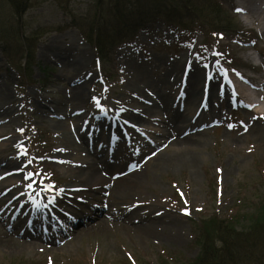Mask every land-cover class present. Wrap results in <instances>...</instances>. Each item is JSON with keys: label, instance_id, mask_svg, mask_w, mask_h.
Returning a JSON list of instances; mask_svg holds the SVG:
<instances>
[{"label": "rangeland", "instance_id": "obj_1", "mask_svg": "<svg viewBox=\"0 0 264 264\" xmlns=\"http://www.w3.org/2000/svg\"><path fill=\"white\" fill-rule=\"evenodd\" d=\"M124 1L127 0H119ZM218 1L221 19L230 16L242 31H250L255 42L253 49L250 42L247 44L242 38L226 36L217 39L209 34L208 44L203 49L204 59L199 58L196 49L202 41H207L203 40L202 34H187L186 38L180 39L177 33H170L159 23L151 29L136 28L138 23L150 20L149 13L124 15L126 23L116 31L122 19L114 14L117 12V1L113 5L114 0H0V35L4 36H0V45L2 41L14 43L16 49L11 52V65L0 47V88L11 95L10 99L4 94L0 96V124L11 123L15 127L14 131L5 129L2 138L4 129H0V158L16 155L19 162L7 173H0V185L13 183L12 187L17 186L14 188L17 194L13 196L8 189L0 191V205L13 208L27 198L32 189L47 190L48 194L57 196L59 208L64 212H70V203L79 200V207L74 210L92 215L91 208L99 204L96 197L101 194L92 191V197L84 196L77 187L78 179H74V173L68 170L74 169V159L78 157L66 152L64 141V136L74 129V114L61 117L54 112V106L65 105L62 100L76 85V77L89 76L84 82L93 95L91 101L80 106V112L89 114L96 103L105 102L116 115L114 119H119L123 127L126 122L132 125L123 130L126 136L121 135L124 140L119 142L126 141L123 152H127L131 144L143 150L142 143L148 142V136L158 137L146 127L160 128V121L147 119L150 115L134 118L121 112L138 108L141 104L127 82L136 72L135 65L144 66L145 76L155 83L159 72L174 62L183 61L186 65L206 70L209 76H214L218 86L223 82L216 73L220 65L223 70L229 69L236 84L237 77L241 70L246 71L244 68L249 66L248 63L258 62V57L264 58V37L257 22H249L248 13L235 5L236 2L242 6L250 5L251 0ZM20 5L23 6L21 10L16 8ZM119 6L121 8V4ZM97 17L102 18L105 26H110L108 21L113 22L116 17L115 31H110L108 36L115 40L126 36L124 39H128L113 51L109 48L100 64L95 63L94 51L76 29L79 23L88 28ZM80 30L83 32L82 28ZM20 36L30 43L28 61L16 45ZM51 43L64 48L60 55L51 51L48 47ZM253 76L254 83L264 95V62ZM260 99H256L259 100L257 107L248 109L238 101L233 107L229 101L215 98L211 106L220 110V119L196 128L199 136L193 141L195 147L188 146L183 152L191 163L153 169L148 156L139 158V165H146V172L142 174L145 180L137 190L128 192L120 200L125 206H138L140 212L158 207V211L164 210L173 218L172 225L165 229L166 234L180 236L181 242L161 239L162 226L157 229L160 233L156 232L145 240L139 239L134 230L126 231L118 226L83 231L77 227L72 236L56 233L58 242L52 245L30 238L28 241L33 245L15 250L5 249L4 244H0V264H195L204 253L206 243L217 247L221 245L222 237L232 239L240 233L244 234L242 244L235 245L238 246L235 248L230 246V253L227 248L225 253L222 252L223 257L218 259L235 264L249 251H255L254 256H260L264 264V222L261 225L255 223L261 211L254 207L264 194V100ZM254 110L262 115L253 116ZM55 119L60 121V128L53 126ZM250 120L260 126L259 134L252 133L247 127ZM6 141L12 149L2 150ZM149 149L166 153L162 146L152 143ZM2 168L3 165L0 171ZM230 211L231 215L235 214L231 216L233 219L222 218ZM208 212L219 216L212 220L213 224L206 220L201 231L197 224L201 214ZM61 222L68 233L71 224L66 220ZM197 230L200 238L195 242ZM234 242L232 240V244ZM204 254L213 261L211 252Z\"/></svg>", "mask_w": 264, "mask_h": 264}, {"label": "bare ground", "instance_id": "obj_2", "mask_svg": "<svg viewBox=\"0 0 264 264\" xmlns=\"http://www.w3.org/2000/svg\"><path fill=\"white\" fill-rule=\"evenodd\" d=\"M241 9L248 13L249 22L254 21L257 22L258 27H264V0H251L250 5L245 4ZM48 47L58 55L64 49L55 43H51ZM135 67L136 72L127 82L133 95L141 104H138V108L121 112L134 118L141 117L143 114L150 115V119L147 118L149 121L152 119L160 121L158 122L160 128L146 127L158 137L148 136V142L142 143V147H145L143 150L131 144L132 147L127 152H123L125 150L123 143L126 141L119 144L121 140H124L121 136L122 124L116 123L111 118L112 113L104 104L105 102L96 103L93 110H89V114L86 111L84 114L80 112V106L84 104L81 106L83 107L85 103L91 101L93 95L87 90V84L84 82L89 79V76L76 77V85L67 91L65 99L62 100L65 101V105L54 106V112L61 117H66L70 113L74 114L76 120L74 129L69 135L64 136V141L66 152H72L78 157L74 159V169L68 168V170L74 173V179H78L77 187L84 196L92 197V191L101 194L96 197L99 204L92 208L89 206L92 209V215L81 210L79 212L74 210L79 207V200L70 203V212H64L59 208L57 196L48 194L46 190L33 189L27 198L13 208H10V205H0V244H4L5 249L15 250L33 245L28 238L40 240L48 245L56 244L58 241L55 240V236L58 231H61L59 226L61 220L71 222L73 226L69 233L71 236L76 233L74 230L77 227L83 231L87 228L105 230L106 227L118 226L126 231L134 230L139 239L145 240L149 236L156 235V232L160 231L157 229L162 226L163 232H159L161 239L181 242L180 236L171 237L166 234L165 229L167 225H172L173 218L164 210L160 212L158 207V209L140 212L138 206H125L121 202L122 196L137 190L142 180H145L143 172L146 165L140 166L139 158L148 156L152 161L153 169L170 165L179 167L183 163H191L192 160L183 152L188 146L195 147L196 143L193 141L199 136L196 128L220 119L218 114L220 110L211 106L215 98L229 101L231 105H238L236 102L238 101L247 107L243 102L246 101L250 106L257 107L259 100L255 101V99L261 97L260 100H264V95L260 92V88L248 81L245 76H238L236 84L232 79L234 82L224 80L216 86L213 75L209 76L206 70L192 64L186 65L183 61L174 62L164 71L159 72L155 83L145 76L144 66L135 65ZM216 73L222 79L225 74L228 75V72L223 69ZM244 81L248 86L244 85ZM0 92V96L4 94L6 98H11L8 91L0 88ZM252 92L255 97H252ZM252 112L255 117L262 115L257 110ZM51 117L56 116L52 114ZM53 126L60 128V121L53 120ZM127 127L129 125L124 126V128ZM142 127L144 129L145 126ZM247 127L254 134L260 133V126L254 125L252 120L248 122ZM7 128L15 130L11 123L0 124V129H4L1 138L5 136L4 132ZM151 143L154 146H162L166 153L149 149ZM3 144L6 146L2 150L12 149V146H7V141ZM169 148L171 151L167 153ZM16 158V155L0 158V166L3 165L0 173L5 174L11 167L17 166L19 162ZM12 185L13 183L0 185V191L8 189L10 195H16L14 188L17 186L12 187ZM166 217L168 218L165 219Z\"/></svg>", "mask_w": 264, "mask_h": 264}, {"label": "trees", "instance_id": "obj_3", "mask_svg": "<svg viewBox=\"0 0 264 264\" xmlns=\"http://www.w3.org/2000/svg\"><path fill=\"white\" fill-rule=\"evenodd\" d=\"M115 2L118 13L116 12L114 14L118 15V18L120 15L122 19V22L119 20L120 22L116 31H119L121 26L126 23L124 22L123 18L124 15L129 16L133 14L138 15L148 13L154 16L156 20L162 22L170 28L177 29L179 31L190 32L199 29L206 37H208L209 34H214L215 32L224 34H234L241 30V27L239 25L233 23V19L230 18V16H223L224 18L221 19L220 16L222 15V13L220 11L219 3L216 0H127L124 2L114 0L113 5H115ZM120 4L121 8L119 6ZM16 8H19V10H21L23 6H16ZM117 20L118 19L114 17L113 22L108 21L110 26H105L106 23H103L102 18L97 17L91 23H89L90 26L88 28L85 27V25H83L82 23H79L83 30L85 39L91 44V46L94 48L95 52L100 58L106 56L107 52L109 51V48L111 50V48L118 42V39L115 40L113 36H108L110 31H115L116 24L114 25V23ZM2 42L3 44L0 45L2 52L7 54L9 60L12 61L11 57H13V55L11 54V52L13 50H16L15 44H5L4 41ZM16 45L19 46L18 48L20 52L25 54V61H28L29 55L31 54L30 43L25 41V38L23 39V37L20 36ZM15 68L17 70H20L17 67ZM258 199L259 200L257 203L254 204V207L257 206V211L261 212H258L260 213V215L257 216V221L255 223L261 225L262 222H264V213H262L264 210V194L261 195ZM216 216L218 217L216 213H210L201 216L200 223L197 224L199 225L201 231L204 230L205 221L207 220L208 222H210L209 224H213L212 220L217 218ZM231 216L234 217L235 214L222 218H231ZM233 217L231 219H233ZM220 220L222 219H218V221ZM222 232L225 234L224 230H222ZM199 238L200 233L197 230L195 242L199 240ZM243 238V233L237 234L235 237H232V239L230 237H222L220 239L221 245L217 247H215L211 243L205 242L206 244L204 253L211 252L214 255L213 261H210L209 258H207L206 255L203 253L201 257L196 260L195 264H200V261H203V264H226L225 262L220 261L218 257H223L222 252L225 253L227 251V248L228 252L230 253V250L232 249V247L230 248V246H233V248H235L238 247L235 245L242 244ZM232 240L235 241L233 244ZM254 252L255 251H249L248 254L245 253V257L239 258L235 264H262L260 261L261 257L258 255L254 256ZM231 262L232 261H230L228 264H231Z\"/></svg>", "mask_w": 264, "mask_h": 264}]
</instances>
